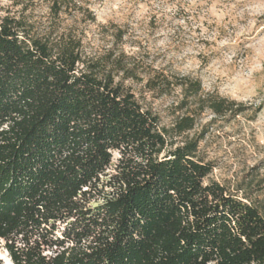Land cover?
<instances>
[{"label":"trees","instance_id":"trees-1","mask_svg":"<svg viewBox=\"0 0 264 264\" xmlns=\"http://www.w3.org/2000/svg\"><path fill=\"white\" fill-rule=\"evenodd\" d=\"M110 63L86 58L69 33L34 35L0 16V249L10 263L264 264V179L253 199L205 184L212 168L197 142L172 148L116 81L133 70ZM175 86L217 116L246 110L202 96L196 79ZM193 125L184 116L172 130Z\"/></svg>","mask_w":264,"mask_h":264},{"label":"rangeland","instance_id":"rangeland-1","mask_svg":"<svg viewBox=\"0 0 264 264\" xmlns=\"http://www.w3.org/2000/svg\"><path fill=\"white\" fill-rule=\"evenodd\" d=\"M0 16L23 19L34 35L69 33L88 59L120 58L135 77L119 73L116 81L158 117L172 148L197 142V159L212 168L205 184L262 197L264 0H0ZM181 77L200 81L202 96L246 110L217 116L184 102L175 86ZM150 79L164 88L150 90ZM184 116L193 117V128L176 134Z\"/></svg>","mask_w":264,"mask_h":264},{"label":"water","instance_id":"water-1","mask_svg":"<svg viewBox=\"0 0 264 264\" xmlns=\"http://www.w3.org/2000/svg\"><path fill=\"white\" fill-rule=\"evenodd\" d=\"M5 257H7L6 254H5L4 256H0V258H1L2 260H4ZM6 259H7L8 264H11L10 261L8 260V258H6Z\"/></svg>","mask_w":264,"mask_h":264},{"label":"bare ground","instance_id":"bare-ground-1","mask_svg":"<svg viewBox=\"0 0 264 264\" xmlns=\"http://www.w3.org/2000/svg\"><path fill=\"white\" fill-rule=\"evenodd\" d=\"M8 263V262H7Z\"/></svg>","mask_w":264,"mask_h":264}]
</instances>
